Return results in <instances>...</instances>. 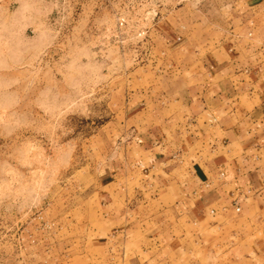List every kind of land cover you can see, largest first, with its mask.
<instances>
[{"label": "rangeland", "instance_id": "rangeland-1", "mask_svg": "<svg viewBox=\"0 0 264 264\" xmlns=\"http://www.w3.org/2000/svg\"><path fill=\"white\" fill-rule=\"evenodd\" d=\"M223 11L207 0H0V264L132 263L141 245L125 258L107 247L99 196L107 175L135 164L126 98L221 61ZM176 18L179 39L160 37ZM140 216L147 236L169 225L151 224L152 208Z\"/></svg>", "mask_w": 264, "mask_h": 264}, {"label": "crops", "instance_id": "crops-1", "mask_svg": "<svg viewBox=\"0 0 264 264\" xmlns=\"http://www.w3.org/2000/svg\"><path fill=\"white\" fill-rule=\"evenodd\" d=\"M207 2L231 14L232 25L213 32L229 36L213 47L222 60L125 101L133 134L126 156L135 164L107 175L99 196L111 218L107 247L125 258L126 247L141 245L131 264L264 263V45L256 43L264 0ZM178 21L157 34L173 41ZM131 203L138 220L127 216ZM149 208L151 224L169 219L159 235L143 232L149 221L140 215Z\"/></svg>", "mask_w": 264, "mask_h": 264}, {"label": "built area", "instance_id": "built-area-1", "mask_svg": "<svg viewBox=\"0 0 264 264\" xmlns=\"http://www.w3.org/2000/svg\"><path fill=\"white\" fill-rule=\"evenodd\" d=\"M237 211H239V209L237 208Z\"/></svg>", "mask_w": 264, "mask_h": 264}]
</instances>
